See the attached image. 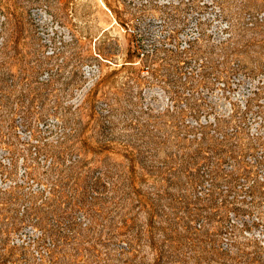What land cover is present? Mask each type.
<instances>
[{"label": "rangeland", "instance_id": "374dc122", "mask_svg": "<svg viewBox=\"0 0 264 264\" xmlns=\"http://www.w3.org/2000/svg\"><path fill=\"white\" fill-rule=\"evenodd\" d=\"M0 264H264V0H0Z\"/></svg>", "mask_w": 264, "mask_h": 264}, {"label": "built area", "instance_id": "2783aa9c", "mask_svg": "<svg viewBox=\"0 0 264 264\" xmlns=\"http://www.w3.org/2000/svg\"><path fill=\"white\" fill-rule=\"evenodd\" d=\"M145 1H147V0H145Z\"/></svg>", "mask_w": 264, "mask_h": 264}]
</instances>
